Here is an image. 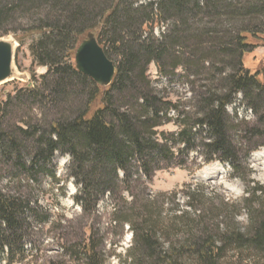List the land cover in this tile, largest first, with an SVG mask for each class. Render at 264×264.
Here are the masks:
<instances>
[{
    "label": "trees",
    "instance_id": "16d2710c",
    "mask_svg": "<svg viewBox=\"0 0 264 264\" xmlns=\"http://www.w3.org/2000/svg\"><path fill=\"white\" fill-rule=\"evenodd\" d=\"M29 13L38 19L23 29L10 27L16 14ZM161 24L169 28L157 36ZM13 30L21 31L14 37L20 46L27 43L33 63L47 72L38 85L13 88L0 99V178L9 183L0 187V253L7 264L27 260L28 244L38 243L51 222L38 191L45 175L55 177L59 154L70 157L82 213L92 216L112 196L114 222L129 225L133 241L120 264H222L229 248H244L264 262V184L251 179L250 153L241 157L227 112L242 93L246 105L264 114V63L252 72L244 60L263 40L264 0H0V38ZM89 32L116 65L105 88L75 65L76 49ZM153 63L166 77L178 68L186 77L215 73L198 95V111H180L161 97L148 75ZM171 109L178 113V131H159L170 122ZM261 125L252 132L264 140ZM194 149L205 163L229 164L244 184L246 232L221 233L218 221L211 226L212 218L199 209L203 183L185 187L192 211L183 210L188 219L179 228V216L173 228L162 223L164 203H175L178 191L150 199L135 193L163 163L186 166L179 158ZM139 203L144 210L134 218ZM60 242L63 253L46 264H108L105 242L91 221L79 238Z\"/></svg>",
    "mask_w": 264,
    "mask_h": 264
},
{
    "label": "rangeland",
    "instance_id": "374dc122",
    "mask_svg": "<svg viewBox=\"0 0 264 264\" xmlns=\"http://www.w3.org/2000/svg\"><path fill=\"white\" fill-rule=\"evenodd\" d=\"M25 15L16 14V23L14 21L10 27L23 29L28 23H33L38 19L37 15L34 18L32 13ZM168 28V24H161L155 28V35L158 36ZM18 34H21V31L15 33L13 30L7 35V38L16 39L14 36ZM262 39L257 42V47L253 52L246 54L244 58L245 66L252 72H255L264 63V36ZM18 45L19 42L16 45V62L14 64L17 76L11 81L0 84V99L4 98V93L13 92V88L38 85L40 76L47 72L46 67L33 63L27 43L17 50ZM232 68V64H226L224 69L231 71ZM148 75L164 100L172 102L173 105L178 104L180 111L190 110L192 113L198 111V95L202 89H209L210 79L215 73L186 77L184 70L178 68L172 76L166 77L158 71L157 65L153 63L149 66ZM34 111L39 112L36 108ZM227 112L236 126V129L232 131V138L242 153L241 157L247 151L250 153L248 162H246L252 170L251 179L264 184V140L259 135L260 131L252 132L255 127H263L261 124L264 122V114L260 109L255 112L246 105L243 102L242 93H238L232 103L227 106ZM168 117L171 119L170 122L159 131L177 132L179 128L178 113L171 109ZM16 124L21 125L19 119H16ZM186 153V157L180 156L181 158H179L185 160L186 166L163 163L159 170L154 171L150 181L145 178L140 180L135 193L144 194V197L150 199L159 194H166L168 197L172 192L178 191L179 195L175 203L166 199L163 206L162 223L167 227H172L174 220L179 216L182 217L179 220L181 223L179 228L183 225V220L187 221L188 219L182 215L183 210L192 211L187 205L185 187L196 188L197 185L203 183L206 186V197L199 209L206 211L207 215L209 214L208 220L210 217L212 218L209 222L211 226L215 221H218L221 233L225 231L228 235H234L237 232H246L248 221L246 212L241 208L246 191L244 184L232 175L231 166L218 159L211 163H205L200 149L189 150ZM53 165L55 166V177L45 175L38 191L39 204L51 213V224L44 225L43 232L35 239L38 243L28 244L27 249L31 256L17 264H46L49 259H56L63 253L60 240L65 237L68 239L79 238L87 221L93 223L98 237L105 242L108 264H120L121 259L125 260V253L132 244L133 235L128 224L121 228L114 222L116 203L112 196L106 195L98 203L97 210L92 216H90L91 214L84 215L81 207L74 200L78 187L70 176L69 155H57ZM6 185H9L8 180L5 177L0 178V187ZM26 189L24 188L25 191H27ZM122 196L128 202L133 200L127 190L122 191ZM135 208L138 212L135 210L134 218H140L139 216L144 210L143 204L139 203ZM39 228L38 226L35 230L37 231ZM38 250L39 252H37ZM33 254L34 256H32ZM0 264H7L5 256L1 253ZM222 264H264V262L255 259L254 254L244 251V248L242 250L229 248L224 253Z\"/></svg>",
    "mask_w": 264,
    "mask_h": 264
},
{
    "label": "water",
    "instance_id": "95a60500",
    "mask_svg": "<svg viewBox=\"0 0 264 264\" xmlns=\"http://www.w3.org/2000/svg\"><path fill=\"white\" fill-rule=\"evenodd\" d=\"M16 39L0 38V84L13 80ZM77 70L91 77L98 85L108 87L116 75V65L108 58L96 35L89 32L75 52Z\"/></svg>",
    "mask_w": 264,
    "mask_h": 264
}]
</instances>
